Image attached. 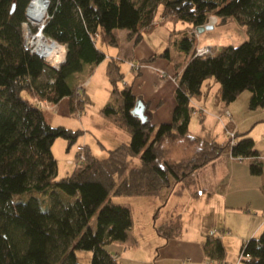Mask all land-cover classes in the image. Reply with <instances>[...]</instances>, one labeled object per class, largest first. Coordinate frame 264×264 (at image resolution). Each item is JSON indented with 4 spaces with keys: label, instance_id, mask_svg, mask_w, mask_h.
<instances>
[{
    "label": "trees",
    "instance_id": "obj_1",
    "mask_svg": "<svg viewBox=\"0 0 264 264\" xmlns=\"http://www.w3.org/2000/svg\"><path fill=\"white\" fill-rule=\"evenodd\" d=\"M29 2L0 0V264H83L77 249L92 251L91 264H123L106 246L128 239L134 212L129 201H117L113 195L155 196L179 183L192 186L199 168L224 152L243 157L258 154L250 137L234 144L227 135L218 142L192 133L189 124L192 98L203 92L204 81L212 76L220 82L219 97L225 105L249 89V107H264V0H49L43 32L66 46L58 68L25 45L23 24ZM211 15L218 16L219 23L236 19L247 25L249 37L202 56L195 54V36L179 39L191 57L185 65L174 62L176 105L170 121L154 124L144 101L148 118L144 121L134 113L141 98L131 83H123L125 59L108 58L110 97L99 113L129 132L131 140L107 149L105 157L83 145L86 159L57 177L54 142L63 137L70 149L84 130L54 125L51 113L37 106L32 96L55 103L68 96L72 112L83 110L87 99L82 86L72 84L70 77L86 63L108 57L98 45L100 34L107 43L118 45L114 30L126 28L136 44L167 19L197 28L206 25ZM157 56L172 60L169 47L146 60ZM47 70L52 78L42 81ZM132 70L139 74V69ZM179 143L186 154L176 158L172 149ZM193 146L197 148L192 152ZM250 171L260 174L263 166L252 162ZM28 190L47 192L49 205L44 208L36 196L14 199V194ZM160 211L161 206L154 214L157 233L166 239L179 236L180 215L158 223ZM202 244L208 256L224 257L220 235L209 234ZM241 252L246 264H264V229L244 241Z\"/></svg>",
    "mask_w": 264,
    "mask_h": 264
},
{
    "label": "crops",
    "instance_id": "obj_2",
    "mask_svg": "<svg viewBox=\"0 0 264 264\" xmlns=\"http://www.w3.org/2000/svg\"><path fill=\"white\" fill-rule=\"evenodd\" d=\"M167 20L170 21V19ZM165 21H162L161 23H164ZM171 21L174 22L173 20ZM158 24L152 30L145 32L142 39L136 44H134L133 39L128 38L127 30V42L125 45V49H123V51H119V53L117 54V56L123 57L129 62L133 60L141 64L138 75L132 69L130 72L124 70V80L125 84L131 83L134 93L138 95L144 102H147V108L151 113L152 122L156 125L164 121L172 120L174 107L176 105L175 91L177 87V69L171 60H168L161 56H157L153 60H146L150 56L162 52L165 47V45H162V49V47L158 48L157 46L160 35L158 30L154 32L153 30L159 26ZM162 29L164 31H167L170 35H172L173 31L177 30L176 26L173 30L172 28H170V26H165ZM114 32L117 35L116 30H114ZM118 42V46H121L120 38H118ZM109 57L110 55H108V57L103 60V62L97 64L86 63L81 71H78L71 75L70 80L72 84H81L82 87H80V91L82 92L85 84L88 86L92 84V82L94 81V77L96 76V72L101 67V65L103 66V64L108 60ZM51 78L52 74L48 76V74L44 71L41 80L47 81ZM202 89L203 92L201 94L193 96V107L205 106L208 108L212 107V109L214 110H217L218 107L229 108L232 113V120H230L222 113L219 115V117L225 124V131L227 132V130H234L240 133V131L242 130L241 128H247L248 125H243V120L240 119L237 110V104H235V101L228 105H225V103L220 100V84L219 92L217 93L215 100H213V98L211 97L209 87L202 85ZM108 96H110V88L109 94L105 99V103L109 100ZM105 103H103V105ZM211 104H213V106H210ZM99 108L100 107H98V109L96 110L97 114H91L92 117L90 116L88 111H85V108L83 109L85 113L83 112V110H81V113L78 115V113L71 111L70 99L68 96H66L63 97L58 103H56V106L52 112H49L52 116V123L55 117L63 116L64 114L70 115L74 113L78 116H82L78 128L82 127L84 133H92L100 140V142L102 143V148L98 150L100 152L103 151V149L104 151H107V149L114 148L119 145L117 144L114 147H110L111 145H108L106 142H129L131 140V134L126 130L118 127L107 118L103 117L99 113ZM260 108H262L261 114H254L257 117H250V122H252L250 127L245 131L246 133L240 136V139L245 137L254 139L256 144L255 146L259 150L260 154L252 157L239 158L238 156H233L230 152H224L199 168V170L196 172L195 184H193L192 186H185L187 187L186 192H182L184 193V195L188 194L189 197H191L190 199L187 197L188 199L186 198L184 200V203L182 202V209H184V211H178L173 215V217H175L177 214H179L183 222V230L181 234L169 239H166L162 236L164 238L163 242L161 243L164 244L161 250L163 260L175 261V264H216V262H214L210 257H208V255H206V252L202 247L201 241L203 242V240L206 238L203 235L202 229L197 228V219L191 218L192 215L200 213L199 209L202 205H206L208 208L219 206V208L216 210L218 211V214H216L214 218L217 217L219 215V212H221V210L223 209L224 215L226 213L224 218L225 223L218 227L219 234H221L220 236L225 247V253L229 245H231L236 239L235 237H231V233H234V235L237 237L238 241L234 243H236V245L239 244L240 247V244L242 246L244 241L248 240L252 236H257L260 232L263 231L264 216L254 212V208H258V210H262V212H264V107ZM200 115L202 116L203 114L200 113ZM247 119L249 120V116ZM204 121L205 122L203 123L205 124L207 120L205 119ZM191 124L192 122L190 120V131ZM67 126L72 127V125ZM226 132L223 135H219V133L212 132L210 128H205L202 129V131H198V133H192L200 135L204 138L215 139L218 142H223L228 135V133ZM85 142V144L78 143V145L89 144L92 151L97 155V151H94L93 146L88 141V139H86ZM106 155L102 157H105ZM252 162H259L262 164V173L254 174L250 171V163ZM179 185L180 184L175 185L173 189L165 188L162 191H166L167 195L165 196V199L159 197L156 200L154 206L156 207L158 204H160V206L163 204L165 206L168 205L173 195L175 194V191H177V187ZM200 190H202V192H199ZM210 191H213V193H210ZM196 192H199L198 195L200 194V196H202L199 202H195L198 201L199 198L192 195ZM143 197L145 198H140L144 199L143 203H151V200L146 199H150L149 197L155 196ZM188 203H191L192 205L187 208ZM244 206H247V208H249L247 212L244 213L233 212L234 210H232V212L226 211L229 208ZM155 207L154 209H156ZM188 216L190 218H188ZM173 217L166 218L162 222L170 220ZM149 218L150 215H148L147 219H143L145 220L144 224H151L150 227L155 229V218L153 217L152 221L148 220ZM135 228L137 229L136 231H134V234L139 233V226L137 225ZM160 236L161 235H159V237ZM132 237L133 243H137V245H139V240L137 239L138 237H135L134 235ZM238 237L241 239V241ZM130 238L131 235L129 230V237L123 243L124 245L120 244L121 246H116V244L115 247H111V245L107 244L106 246L111 252L117 254L118 259L121 260L123 264H128L129 257L127 258L126 252L128 251L127 245L130 241ZM76 252L78 256V251L76 250ZM159 260L160 259H156L155 264H162ZM185 260H187V262ZM138 264H141V262H139ZM144 264H147V262H145ZM219 264H227V261L223 260L219 262Z\"/></svg>",
    "mask_w": 264,
    "mask_h": 264
},
{
    "label": "rangeland",
    "instance_id": "obj_3",
    "mask_svg": "<svg viewBox=\"0 0 264 264\" xmlns=\"http://www.w3.org/2000/svg\"><path fill=\"white\" fill-rule=\"evenodd\" d=\"M46 17L44 18V20L46 19ZM157 17L158 19L162 18L160 16V11H158ZM219 21H220V18L218 17V22L216 25H214V28H206L199 34L197 33L196 28L191 27V24L189 22H186L183 20H179L178 23L176 24L172 22L171 20L170 21L167 20L164 23L158 24L159 26L156 27L153 30V32L157 30L159 31L160 38H159L158 45H157L158 48L162 47V45H165L164 49L162 47L163 50H165L166 47H169L170 53L172 56L171 61L173 63L177 61L178 63L184 65L187 63V61L191 57V54L187 52L185 49H183L179 43L180 42L179 39L185 35L195 36L196 45H211L213 47V52L218 50L219 47L223 45H228V44L237 45L249 37L248 26L239 23L236 19H232L228 22H222V23H219ZM25 25L29 27L28 31H30L32 35L36 33L38 29V25L32 21V18L30 16L26 15V21L23 24V32H24L25 40L28 43V46L34 49L35 45L33 44V42L30 41V39L27 38V31L24 28ZM165 26H170L172 30L176 26L177 30L173 31L172 35H170L167 31H164L162 29ZM115 30H116L118 38H120L121 46L112 45V44L107 43L104 39L103 34H100L98 37V45L110 56L111 55L117 56L119 51H123V49H125V45L127 42V36H126L127 29L126 28H116ZM163 58L170 60L167 57H163ZM49 64L53 66L51 63ZM106 67H107V61H105L103 66L101 65V67L96 72V76L94 77V81L92 82V84H90L89 86L85 84V86L82 89L83 96L87 99V102L85 104V111L86 112L88 111L91 117H92L91 115L92 113L97 114L96 110L98 109V107H101L100 105H103V103H105L106 101L105 99L107 98V95L109 94V88H108L109 79H108ZM123 69L127 72L131 71L130 62L128 60L123 61ZM46 73L49 76L51 74V71L47 70ZM123 83H125V80H123ZM219 84L220 82L213 76L207 78L204 81L203 85L206 87H209V92L213 100L216 99V95L219 92ZM250 93L251 92L249 89H245L234 100L235 104H237V108H238L237 110H238L240 119L243 120V125H248L247 128H241L242 129L241 131L243 133L240 131V133L236 136V142L234 144H236L240 140V136L246 133L245 131L250 127L252 123L250 122V117L255 116L254 114L260 115L262 112V108L260 107L256 109H251L249 107L248 102H249ZM24 95L31 98V94L27 91L24 92ZM210 106H213V104H211ZM203 108H205V114H203L202 116L200 114H192L191 131L194 133H198V131H202V129L210 128L212 132L219 133V135H223L226 132L224 128L225 124L221 120L219 115L224 112L225 107L223 108L218 107L217 110L212 109V107L208 108L204 106ZM53 110L54 109H51L48 111L52 112ZM75 112L81 113V110H77ZM248 116H249V120L247 119ZM81 117L82 116H78L77 114H74V113L70 115L64 114L63 116L55 117L53 120V124L54 125H59V124L65 125L66 124V126L72 125V127L78 128L81 122L80 121ZM205 119L207 120V122L204 124L203 122H205L204 121ZM242 127H246V126H242ZM86 139H88V141L92 144L94 151H97V155H99L100 157L106 155L107 151H104V149L101 152L98 151L99 149L102 148L101 147L102 143L92 133H88V132L82 133L79 136L78 140L71 146L70 149H67V143H68L67 139L63 137H59L56 139V141L54 142L55 144L53 145V152L58 160L57 177L65 176L66 174H68L74 169L77 163H70L69 160L77 157V152H78L77 145L78 143L85 144ZM106 143L108 145H111L110 147H114L115 145L120 144L121 142L117 143L113 141V142H106ZM173 147L174 148L172 149V152H173L174 157L180 158L184 155L185 152H182L181 150L182 145H180V143L174 145ZM196 148L197 147L193 146L192 152ZM257 151H258L257 155H259L260 152L258 149ZM189 152L192 153L191 148ZM263 153H264V150H263ZM179 184L180 185L177 187V191H175V194L173 195L168 205L166 206L164 204L161 205V211L159 212L156 218L158 223L162 222L166 218L173 217V215L177 213L178 211H184V209H182L183 207L182 202L184 203V200L187 197L189 199L191 197H189L188 194L184 195V193H182L184 191L186 192V189H187V187H185L186 185H184L183 183H179ZM199 192H202V190H200ZM198 193L196 192L192 194L193 196L199 198V200L195 202H199L202 198V196H200V194L198 195ZM210 193H213V191H210ZM166 195H167L166 191H164L161 193V195L160 194L155 195V197H149L150 199H146V200H151V203H143L144 199H140V198H145L143 196L138 197V196H126V195H113V198L115 200L129 201L134 211L135 222H134L133 228L130 229L131 238L127 245L128 251L126 252L127 258L129 257L128 264H138L139 262H141V264H144L145 262H147V264H150V263L155 264L156 259H160L159 261L162 264L164 263L175 264L176 263L175 261H171V260H163L162 258L163 255L161 253V250L164 244H161V243L163 242L164 238L162 236L159 237V234L157 233V231L153 229L152 227H150L151 224L146 225L144 224L145 220H143V219H147L148 215H150V218L148 220L150 221L153 220L156 209L160 207V204H158L156 207L154 206V204L156 203V200L159 197L165 199ZM31 196H36L37 198H39L44 208H46L50 203L49 194L47 192H43L39 190H28L22 193H16L14 194V199L15 200H27ZM217 203H218V200H217ZM191 205H192L191 203H188L187 208ZM154 207L156 209H154ZM218 208L219 206L208 208L206 205H202L201 208L199 209L200 213L198 212L199 214L192 215L191 217V218L197 219V228L202 229L203 235L205 236V238H207V236L211 234V230H216V234H213V235L215 236L221 235L219 234L218 227H220V225H223L225 223L224 218H225L226 213L224 215V209H223L221 210V212H219V215L214 218V216L218 214V211H216ZM248 209L249 208H247V206H244V207L229 208L226 211L232 212V210H234L233 212L244 213V212H247ZM191 210H194V209H191ZM254 212L257 214H261V215H263L264 213L262 212V210H258V208H254ZM96 218H97V215L95 214L91 219V224L93 226L96 225ZM188 218L190 217L188 216ZM191 224H194V223H191ZM137 225L139 226L140 232L137 234L136 233L134 234V231H136L137 229L135 228ZM260 234L261 232L258 235ZM133 235L135 237H138L137 239L139 240V245H137V243H133V237H132ZM231 235H232L231 237L236 238L234 242H237L238 239L234 235V233H231ZM124 242L114 241V242L108 243V245H111V247H115L116 244H117L116 246H121L120 244H123ZM234 242L231 245H229L222 259H216V257H211V256H208V257H210L214 262H216V264H219V262L223 260L227 261V264H245V261L240 259L241 244L239 247V244L236 245V243ZM201 244H202V241H201ZM202 247H203V244H202ZM77 251H78L79 260L83 262V264H91L92 251L90 249H77ZM135 261H139V262H135ZM185 261L187 262V260Z\"/></svg>",
    "mask_w": 264,
    "mask_h": 264
},
{
    "label": "bare ground",
    "instance_id": "obj_4",
    "mask_svg": "<svg viewBox=\"0 0 264 264\" xmlns=\"http://www.w3.org/2000/svg\"><path fill=\"white\" fill-rule=\"evenodd\" d=\"M48 4V0H32L28 14L32 18V21L38 25V29L36 33L32 35V33L28 31L29 27L27 25H25L24 28L27 31V38L35 45V51L41 53L47 62L56 67L59 66L66 57V46L47 37L41 29L42 24L45 22L44 18L47 15Z\"/></svg>",
    "mask_w": 264,
    "mask_h": 264
},
{
    "label": "built area",
    "instance_id": "obj_5",
    "mask_svg": "<svg viewBox=\"0 0 264 264\" xmlns=\"http://www.w3.org/2000/svg\"><path fill=\"white\" fill-rule=\"evenodd\" d=\"M31 3H32V0H30L28 6L26 8V15H28V16H29L28 10L30 8ZM217 22H218V16L211 15L207 24L216 25ZM197 33L199 34L200 32L197 30ZM25 45L28 46V43L26 42V40H25ZM31 50L35 51V49H33V48H31ZM211 53H213V47L211 45H196L195 46V54L196 55H201L202 56V55H207V54H211ZM130 66H131V69H139L141 67V64L139 62H137V61L131 60L130 61ZM33 100L37 104V106H39V107H41V108H43L45 110L54 109L55 106H56L55 102H52L48 98L42 97V96H39V95L33 96ZM192 113L193 114H200V113L201 114H205V108H203V107H194L192 109ZM79 114L80 113H78V115ZM223 114L225 116H227L230 120H232V113H231L229 108H225ZM227 133H228V135L230 137H232V143H235L236 142V136H235L234 130H227ZM77 151H78L77 152L78 153L77 157L70 159L69 160L70 163H80V162H83L86 159V155H85V152H84V146L83 145H78L77 146ZM238 157L239 158H245L243 156H238ZM263 216H264V213H263ZM211 234H216V230H211ZM243 257H244V254L241 252L240 259L243 260Z\"/></svg>",
    "mask_w": 264,
    "mask_h": 264
},
{
    "label": "water",
    "instance_id": "obj_6",
    "mask_svg": "<svg viewBox=\"0 0 264 264\" xmlns=\"http://www.w3.org/2000/svg\"><path fill=\"white\" fill-rule=\"evenodd\" d=\"M48 3H49V0H48ZM45 26V22L42 24L41 26V29L43 30V27ZM210 27H214V25L212 24H206V25H203V26H198L196 29L199 31V32H202L204 29L206 28H210ZM54 40V39H53ZM56 41V40H54ZM39 55L43 56L41 53L37 52ZM44 57V56H43ZM65 60V59H64ZM63 60V61H64ZM62 61V62H63ZM59 66H56V68H58ZM134 113H136L142 120H146L148 118V114L146 112V105L145 103L143 102V100H138L136 106L134 107L133 109Z\"/></svg>",
    "mask_w": 264,
    "mask_h": 264
}]
</instances>
